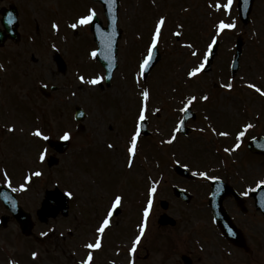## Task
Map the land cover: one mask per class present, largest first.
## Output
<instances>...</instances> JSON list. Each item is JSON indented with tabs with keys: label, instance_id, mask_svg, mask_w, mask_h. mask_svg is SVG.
<instances>
[{
	"label": "rangeland",
	"instance_id": "374dc122",
	"mask_svg": "<svg viewBox=\"0 0 264 264\" xmlns=\"http://www.w3.org/2000/svg\"><path fill=\"white\" fill-rule=\"evenodd\" d=\"M29 1L28 10L31 11L32 4L34 3L31 0ZM61 1L66 6L65 9L63 7V15L69 12L74 21L73 27L78 29V33H75L73 38L75 40H77L78 36L82 38V40L79 39L78 42L72 44L73 49H71V46L69 47V44L63 45L66 56L73 62L76 54V66L79 63V67H86V70L83 69L79 73L91 77V81L96 77L101 79L103 88H99V84L98 88L94 90V86L91 87V83L78 86L77 74H74L72 69H67L65 74L56 71L53 59L49 57L50 54L41 59L37 57L33 58L30 53V56L24 54L25 50L22 47V43L17 48V52L19 51V53H16V50L12 52L13 47L9 45L1 53V60L6 62L7 59H10L13 65L17 64L19 67H24L17 76V82H23V90L20 93L23 94V102H30L32 109L30 116H27L26 110L22 111V108H20L23 102L19 100L17 103L18 108L20 112L22 111L21 115H19L15 112L17 111L15 107L17 97L16 95H10L13 89L8 92L6 86H4L0 90V151L6 152L8 148L12 147L19 148L21 160L27 161L30 158V160L35 161L44 144L39 141H34V138L31 136L29 138L28 135L37 128L46 130V133H48L47 146L49 147V151H43L46 153H42L41 158L56 157L59 163L52 168H48L45 166V161L41 162L43 163L45 173L47 170V178H45L46 181H44V178L37 181H44L37 185V192L44 186L53 188L54 182H58L61 184L60 186L65 187L66 185L71 186L72 184H77L78 178L89 182L90 178L97 180L96 177H98L99 180L109 175L110 167L108 165L114 164L113 167L117 168L115 184L122 185L121 187L127 193L126 196L123 194V197H121L122 201L125 202V197L137 199L135 195L137 191L139 192L138 198L143 197L145 190H139L141 188L144 189L142 186L143 181L147 185V177L152 176L154 178V184L158 188L157 198H155L156 201L160 198L170 201L172 204L170 213L181 218L178 229L181 235L176 242L172 238L170 230L160 229L156 223H153L152 220L155 215L156 205L154 213L151 215L147 236L140 250L138 249L136 252L137 257H134V259H137L134 261V264H164L165 262L169 264V262L178 261L182 253L188 254L191 252L195 260L200 261L201 264H207L210 260L207 257H202L200 253L203 252H200V249L195 245L196 243L193 242L192 244L191 239L187 237L189 235L187 228L191 224V221L193 223V220H196V223L192 224L195 228L199 227V225H204L203 220H201L203 219L202 216L205 215L202 207L205 193L200 191L202 181L183 179L176 175V173L172 175L171 169L175 165L171 166V157L169 155H167L168 158L162 156L165 154V151L168 152L171 149L167 147H164L165 149L167 148L166 150L160 148L161 146L157 142L159 139L158 135L162 133L166 138L169 137L170 129L173 127L174 121L178 118L179 114L180 116L182 114L181 109L183 104L190 101L193 103L194 110L199 113L197 122L193 124L196 128L204 127L205 122L211 123L217 128L222 127L224 123L228 127H233L237 123L241 125V122L248 120L252 121L251 125L253 126L250 127L256 128L255 130L258 131L260 126H254L257 119H261V124L264 126V100L255 96L254 91L247 87L248 85L257 86L264 90V0H257L255 2L253 9L255 11L252 12L251 16L252 21L247 26L240 22L236 14L237 11L234 8H232V13H223V21L231 22L233 28L229 32H223L218 35L219 49L214 59L211 72L204 73L203 75L199 74L194 82L190 81L189 75L193 72L192 69L196 70L203 61V56L207 49L206 45L210 43V40L215 35L212 29V23L215 24V21L221 18L217 16L219 12L221 13L220 8L213 6L216 15L213 14V16H210L205 11L204 2L199 0H154L160 10L157 13L155 11L153 14L150 10L156 8L155 2L149 3L147 0H120L122 5L120 27L123 30V38L120 41L119 66L124 69L123 58H126V55H128V70L123 74L125 77L130 74L129 80L131 78V73L129 72L140 61L138 53H134L133 55L129 54L133 51L138 52L143 48V43L146 44L148 42L149 33L157 16L158 20H161L163 19L161 14H166L171 21V23L167 22L163 27L166 33L163 36V41H160L162 58L155 68L157 75L155 77L153 75L152 78H154L151 79V84L149 83L150 86L152 85L151 88L155 87L156 93L158 94L156 96L154 92L155 99H152L150 105L152 104V107L156 106L162 110L156 118H152L154 123L152 134L154 136L149 135L147 137H150V139L145 137L143 141L141 140V147L138 148L139 154H137L134 167L129 168H126V155L122 151L121 143L125 147L131 141V132L139 106L138 97L134 93L132 94L133 90L131 89L128 78L127 82H123L121 70L118 69L117 75L115 74V79L110 84V87H112L107 88L104 70L100 66L96 67L95 71L89 67L96 63L93 54L90 53L92 49L89 47L90 38L87 32L89 28H85L84 22L86 17L91 19L95 13L99 15V19L104 17L99 5L95 4V8L87 14L90 10L88 0ZM218 2H221L224 6V0H218ZM142 5H146V10H149L147 16L144 18H141L139 15L136 16L138 11L141 10ZM162 9L164 12H172L173 15L163 13ZM254 13L257 16V20L253 17ZM71 18L65 16L61 20L63 23V36L67 33V24L63 21ZM76 18L77 22L75 21ZM76 23L81 28L77 27ZM173 28L177 30L180 37L176 41L174 35H172ZM200 28L201 32L199 34L198 30ZM145 34L148 37H142V40L138 38ZM124 35H126L125 38ZM239 37L243 38L245 47L240 63L241 68L232 81L228 73V65H231L235 52V44ZM185 39L192 42V46L194 47H189V45L184 46ZM138 41L143 43H138ZM54 43L58 47V41ZM134 43H137V45ZM94 47L96 46L94 45ZM84 51L86 54H90L86 56ZM13 53L16 54L13 55ZM14 56H16V61ZM84 58H86L89 66H86L83 61H80ZM13 65H6L8 72L6 73L5 81L7 77L10 78L11 82L15 81L16 74L11 73ZM80 74L78 75V79L79 76H82ZM25 76H27L26 80ZM85 81L87 80L85 79ZM233 83L234 89L231 92L225 90L227 85L233 86L230 85ZM41 84L47 88L52 86H56L57 88L48 97H44L39 90ZM135 84L136 88L140 90L145 89L143 83L136 81ZM32 85L35 86L34 92ZM105 92L106 94H103ZM97 93H99V97L95 98L94 96ZM166 93L172 94L173 96L168 98L166 97ZM187 96H191V98L186 99ZM57 107H61L62 113ZM76 107H82L86 112V118L82 122L83 130L79 129V124L73 119ZM14 112L16 116L12 114ZM171 116H177V118ZM169 117L171 119L168 123L165 122ZM16 118L19 120V125L16 130L19 128L20 130L19 135H17V131L13 134L18 137H14L13 134L8 132L10 125L16 127ZM225 118L228 119L225 120ZM59 119L63 120V125L56 128L55 123ZM41 120L46 124L43 123L42 125ZM63 135L66 136L70 143L65 152L60 155L54 151L52 145L57 143ZM177 135L178 138L174 135L175 140L171 153H174L173 159L175 158L180 164L187 166L193 173H201L212 178L217 172H223L231 174L235 179H238L240 176L247 179V169L242 162L245 159V155L242 156L240 152H231L233 140L223 144L225 150L221 151L217 147L218 140L209 131L205 134L197 133L192 136L189 135L188 137L180 134ZM22 138L30 139L33 143L29 141L24 142V140L21 141ZM107 146L109 148L112 147V151ZM99 155H103L105 160ZM222 156L223 160L221 161L215 159ZM249 156L252 160L255 159L251 155ZM96 157L98 158L96 160L97 167L94 166V161L92 160ZM7 158L9 162L16 161V159L12 160V154L10 153L7 154ZM0 159L3 160L4 156L0 157ZM76 162L77 165H75ZM67 168L69 170L71 169L70 172L73 173L74 178L65 175ZM254 169L258 171V168L254 167ZM260 173L264 174V165L259 167V172L254 175L258 176L259 179H264V176L261 177L262 175ZM254 181L250 178L251 183ZM236 183H240L239 179ZM101 184L106 185L109 183L105 182ZM101 184L99 181H93L90 183V187L84 185L83 191L80 188L83 194L82 198L79 197L80 202L85 200L84 196L86 198L90 197L91 200L95 201H98L97 198L103 197L101 194V191H103ZM146 185L145 187H147ZM172 185H181L195 192L196 197L190 206L180 204L179 201H176L170 189ZM104 187L106 188V186ZM112 187L110 185L108 186L106 194H110V191L113 194L121 191L120 187L118 188L119 191L116 188L113 191ZM204 187L203 189H205ZM129 193L133 197L129 196ZM108 200H103L102 203L100 201L95 202V206L89 209H85L87 205L84 203L85 208L83 206L80 209L81 211L77 209V212H75L76 215H82L86 210L88 211L83 219L87 225H81L78 229L83 231V233L91 231L93 218L101 214V208L106 206ZM133 205L134 203H131L130 200L128 203H125L121 213L113 221L115 225H110L107 227L106 232L101 233L106 234L108 232L106 236L101 235L93 228L94 232L83 237L82 241L85 243L89 241L90 244L88 245L91 246L95 239L98 238V235L102 236L103 243L98 248L100 252L94 264H108V261L111 264H127L132 258L130 255L127 256L126 251L131 245V240L134 236V233L128 235V233L132 232V228L128 230L129 222L131 221L127 217L135 216V210L130 208ZM69 210L70 213L66 219H68L67 222H72L74 216L70 207ZM107 216L109 217V214ZM63 219L64 217L60 218L59 221L61 223L53 220L52 224L55 221L61 227L63 221H65ZM56 220L58 221V219ZM11 223L13 222L9 221L7 224L8 227L0 230V264H11L13 261H18L22 264H64L63 257L68 258V254L72 258L75 254L80 262L85 257L86 251H81L79 245H73L77 241L71 240L63 243V240L58 236L59 231H56L48 238L51 242L50 249L47 248L44 250L45 245L42 244H45V242H42V246L36 249L41 253V257L38 260H31L28 257L32 251L30 239L24 237L21 233H16L13 230V226L9 225ZM88 225H90L89 228H87ZM249 225L253 228V231L257 230L258 234H261V232L264 234V227L258 225V218L253 217L249 221ZM245 228L249 231L247 222H245ZM196 236L194 235L195 240L197 239ZM105 238L106 240L104 241ZM165 241H168V245L163 244ZM106 243H108L109 248L101 249L107 246ZM90 246L89 248H91ZM92 248H94V245ZM166 248L170 249V251ZM147 252L149 254L145 256ZM260 264H264V255L262 254H260Z\"/></svg>",
	"mask_w": 264,
	"mask_h": 264
},
{
	"label": "water",
	"instance_id": "95a60500",
	"mask_svg": "<svg viewBox=\"0 0 264 264\" xmlns=\"http://www.w3.org/2000/svg\"><path fill=\"white\" fill-rule=\"evenodd\" d=\"M222 200H223V198L220 199V203H221Z\"/></svg>",
	"mask_w": 264,
	"mask_h": 264
}]
</instances>
